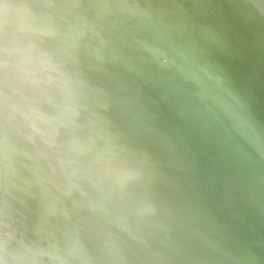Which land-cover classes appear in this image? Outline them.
I'll list each match as a JSON object with an SVG mask.
<instances>
[{
	"label": "bare ground",
	"instance_id": "bare-ground-1",
	"mask_svg": "<svg viewBox=\"0 0 264 264\" xmlns=\"http://www.w3.org/2000/svg\"><path fill=\"white\" fill-rule=\"evenodd\" d=\"M55 2L105 115L146 157L136 194L157 212L123 237L134 264H264V0ZM11 213L29 236L55 224L38 198Z\"/></svg>",
	"mask_w": 264,
	"mask_h": 264
},
{
	"label": "clouds",
	"instance_id": "clouds-1",
	"mask_svg": "<svg viewBox=\"0 0 264 264\" xmlns=\"http://www.w3.org/2000/svg\"><path fill=\"white\" fill-rule=\"evenodd\" d=\"M55 0H0V264H134L157 212L136 190L146 157L105 115L103 92L78 67L80 29L61 24ZM38 198L32 235L12 217Z\"/></svg>",
	"mask_w": 264,
	"mask_h": 264
},
{
	"label": "water",
	"instance_id": "water-1",
	"mask_svg": "<svg viewBox=\"0 0 264 264\" xmlns=\"http://www.w3.org/2000/svg\"><path fill=\"white\" fill-rule=\"evenodd\" d=\"M259 89V92H260V95L264 94L263 93V90L264 88L260 85H257L256 86V93H257V90ZM263 89V90H262ZM261 99V98H260ZM262 107V106H260ZM263 111V110H262ZM257 115V114H256ZM254 124H255V128L257 129V131H260L261 133H264V124L262 121H260V119H255L254 121Z\"/></svg>",
	"mask_w": 264,
	"mask_h": 264
}]
</instances>
